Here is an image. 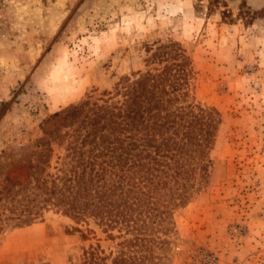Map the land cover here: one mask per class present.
Masks as SVG:
<instances>
[{
    "label": "rangeland",
    "instance_id": "374dc122",
    "mask_svg": "<svg viewBox=\"0 0 264 264\" xmlns=\"http://www.w3.org/2000/svg\"><path fill=\"white\" fill-rule=\"evenodd\" d=\"M170 41L189 60L190 97L218 123L206 176L139 253L151 264H264V0H0V264H83L90 246L104 264L117 254L128 235L91 217L47 206L19 222L35 142L59 130L46 152L54 172L71 127L53 113L104 97Z\"/></svg>",
    "mask_w": 264,
    "mask_h": 264
},
{
    "label": "trees",
    "instance_id": "16d2710c",
    "mask_svg": "<svg viewBox=\"0 0 264 264\" xmlns=\"http://www.w3.org/2000/svg\"><path fill=\"white\" fill-rule=\"evenodd\" d=\"M144 61L145 70L119 77L104 97L53 113L61 127H71L58 140L65 141L66 153L51 173L46 152L59 130L46 129L35 142L43 150L33 151L32 197L18 218L30 222V215L51 206L128 235L109 264H151L150 254L139 252L161 242L157 228L167 230L173 207L188 200L197 177L206 176L218 123L213 108L190 97L191 67L176 42L154 46ZM104 260L96 248L83 251V264Z\"/></svg>",
    "mask_w": 264,
    "mask_h": 264
}]
</instances>
